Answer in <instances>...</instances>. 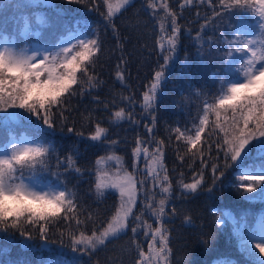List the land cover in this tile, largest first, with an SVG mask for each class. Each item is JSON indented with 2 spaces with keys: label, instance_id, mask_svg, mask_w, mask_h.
Segmentation results:
<instances>
[{
  "label": "trees",
  "instance_id": "trees-1",
  "mask_svg": "<svg viewBox=\"0 0 264 264\" xmlns=\"http://www.w3.org/2000/svg\"><path fill=\"white\" fill-rule=\"evenodd\" d=\"M38 2L39 0H1L0 29L3 30L0 31V37L7 35L10 40L17 41V46L22 45L25 37L20 32L26 17L30 26L39 31L37 38L43 42H54L70 31H83L91 25L97 29L102 44L94 60V71L89 69L90 74L97 78V87L81 93L80 87L77 86V95L67 98L64 108L61 109L64 119L59 115L53 117L54 131L47 133V140L52 142L55 152L48 160V171L41 174L46 178L45 182L55 181L56 177L52 173H63L60 179L77 193L78 203L85 209L81 219L87 216L88 212H93L95 216L96 210H99V218L94 224L100 227L118 205L119 193L110 190L104 198L97 197V170L99 168L101 173H108L107 177L102 176L104 179H109L111 171L116 173L117 167L121 169L120 174L127 170L137 181L145 180L143 187L137 184L139 192L134 214H141L143 210L142 219L156 227L150 210L144 208L147 203L144 194L151 195L155 192V202L162 198L160 186L155 185L151 178H146L151 154L159 146L163 151V167L167 169L174 190L165 209L169 215L164 221L170 236V264H210L220 258L231 259L240 264L255 262L254 258L248 257L240 248V241L243 231L264 209V201L246 200L234 189H224L222 193L219 186L212 196L204 191L212 183L211 163H217L221 168L224 164L223 152L217 157L215 143L211 152L205 143L208 140L207 134L213 131L217 123L215 111L208 112L209 124L205 134H202L201 144L193 150H203L205 158L209 160L208 167L202 168L199 155L195 159L192 158L187 141H178V134L175 132V129L179 128L185 136L194 137L195 127L199 126L200 119L205 114L204 104L207 102L214 105L216 99L222 95L220 81L237 75L236 70L243 63L242 54H235L233 63L226 64L225 61L229 59L226 53L229 49L221 33L231 39L234 27L251 30L254 27L251 14L249 20L243 22L241 18L246 15H241L239 9L221 12L219 0H212L211 5L207 0H192L191 4H187L185 0H153L157 4L155 9L149 7V0H132L130 5L113 18L117 28L114 33L111 27L106 26L103 18L107 13L103 0H92V3L86 0L83 4L48 0L50 6L33 7ZM165 2L168 4V10L176 14L180 27L179 40L175 59L165 71V83L157 95L154 111L148 113L142 108V96L150 87L155 71L161 70L160 65L164 64L163 55L166 52L158 47L162 41L161 37L165 38L171 34V17L160 7ZM181 4L184 5L183 8ZM213 11L221 12V15L213 16ZM35 13L44 15L48 24H38ZM161 23L165 25L163 32ZM198 32L200 39L196 40ZM186 59L187 64L184 63ZM117 72L123 74L122 80L116 78ZM80 79L83 87L87 89V78L81 76ZM121 108L125 110V118L113 123V113ZM16 111L23 114L6 117L4 113H0V145L8 143L12 138H31L37 134L36 117L33 116L29 120V114L23 110ZM219 111V123L225 124V118L231 121V109ZM128 112L133 114L131 119L127 117ZM97 123L107 129L106 139L102 142L89 139ZM148 127L152 128L151 133L147 131ZM68 128L73 131L69 132ZM218 132L216 129L211 137L212 141L217 139ZM77 133H83V136H78ZM137 139L146 142L140 147L148 148L147 159H137L133 156L132 150L137 146ZM111 141L117 143L109 147ZM159 141H163V144L158 145ZM73 148L78 149V156L73 153ZM113 153L120 157L119 165L105 162L97 165L98 158ZM57 154H72L76 159V167L81 169L82 174L70 171L65 173L64 168L58 169L55 159ZM179 156H184L185 159L181 161ZM201 170L204 172V184L199 194L182 198L177 181L182 179L185 183L191 182L194 173ZM30 174L29 169L25 168V177ZM160 174L163 176L162 171ZM262 174L264 173L249 172L244 175L247 177ZM229 182H239L235 166L225 170V176L219 183ZM244 182L250 181L245 179ZM172 208L176 209L174 216L171 215ZM186 216L191 218V225L183 223ZM217 217L225 223L218 224ZM133 223L135 222L130 221L126 234L109 241L106 246L95 252L91 259L88 256L81 257L82 264H135V260L139 259L136 244L146 251L151 237H145L139 228L138 234L133 236ZM93 226V223L87 225L89 234ZM75 230L74 222L63 220L50 228L49 237L52 241L58 240L59 232L65 233L63 245L46 244L38 238L36 232L33 233L35 238L31 241L20 237L19 232L11 228L6 233L0 232V264H51V261L60 255L70 261L73 256L79 255L73 253L68 246V233ZM256 252L257 258L262 259L258 250Z\"/></svg>",
  "mask_w": 264,
  "mask_h": 264
},
{
  "label": "snow or ice",
  "instance_id": "snow-or-ice-1",
  "mask_svg": "<svg viewBox=\"0 0 264 264\" xmlns=\"http://www.w3.org/2000/svg\"><path fill=\"white\" fill-rule=\"evenodd\" d=\"M64 3L83 4L86 0H62ZM92 3V0H87ZM132 0H103L106 5L107 13L103 15L106 26L111 27L113 32L117 31L113 18L130 5ZM191 4L192 0H185ZM212 4V0H207ZM221 12H231L233 9H239L241 15L251 14L253 25L251 30L244 31L240 27L233 28L232 38L224 37L229 58L225 61L231 65L233 53L242 54L243 63L236 70L239 75L232 76L230 79L220 81L222 95L216 99L215 104H204V116L200 119L199 126L195 127V135L185 136L179 128L175 129L178 134L176 139L179 141L185 139L189 145L188 151L192 158L197 155L200 157V163L203 167H208L209 160L205 158L203 150H198L197 146L201 144L202 134H205L206 126L209 124L208 112L215 111L217 123L212 132H209L208 140L205 141L209 152L215 143L217 157L223 152L224 164L211 163L212 183L204 191L212 196L215 189L219 186L221 192L224 189H234L246 200L264 201V174L257 176H247L245 173L258 172L264 173V0H219ZM50 6L48 0H39L33 7ZM149 7L155 9L157 4L149 0ZM167 16L171 17V34L167 36L165 49L164 43L160 47L166 54L163 55L164 64L155 71L152 83L147 91L143 93L142 108L145 112L154 111V105L157 95L160 93L162 85L165 83V71L170 62L174 61L179 40L180 27L177 24L176 14L168 10V4L165 2L160 5ZM183 8L184 5L181 4ZM221 12L213 11V16L221 15ZM36 22L40 25H47L48 21L44 15L35 13ZM207 21H205V26ZM30 27V22L25 17L23 23L24 31ZM161 31L165 30L164 23L160 25ZM3 29H0L2 31ZM91 34V38H90ZM75 43L68 41V46L57 47L52 51H36L30 49L27 45L18 47L15 40H9L7 35L0 42V113L6 117H14L23 113L16 110H23L29 114L27 119L36 117L37 134L26 139L22 143H5L0 145V232L6 233L9 228L19 232L20 237L31 241L35 237L33 233L38 234V238L48 243L64 244V232L58 233V240L52 241L49 237L51 227H55L60 220L65 222H74L75 231L69 232V247L73 253L71 260H66L63 255L53 259L51 264H82L81 257L91 256L106 246L111 241L118 239L121 235L127 233L130 221L135 223L131 226L133 236L138 234V228L143 231L145 237L150 236L148 241V251L145 252L140 245L136 244L139 259L135 264H156L157 261H163L169 264L171 249L169 247V230L164 224L169 215L165 209L173 196V186L167 175V169L163 167V151L158 146L151 154L149 161L147 177L160 186L162 196L158 202L154 201L156 195L144 194L147 201L144 208L149 209L152 217L155 218L156 227H153L147 220L142 219L141 214H134L138 201L137 184L144 186L145 180L137 181L132 173L124 170L121 175V169L117 167L115 179H104L108 173H101L97 170V179L95 182V191L98 198H104L110 190L118 191L119 203L115 207L112 215L100 227H96L94 222L99 218V210L96 215L88 212L87 216L81 219L85 209L78 203L77 193L68 188L66 182L60 179L63 173L57 171L52 173L56 177L55 181L46 180L41 174L48 171V160L55 152L54 145L47 140V133L54 131L53 117L59 115L63 117V111L67 98L77 95L76 87H80L81 93L97 87L98 81L95 75L90 74L89 69L94 71V60L101 50L102 44L96 28L89 25L82 32L76 33ZM200 39V33L196 35V40ZM164 40V37H161ZM119 44V40L117 41ZM188 63L187 59L184 61ZM226 75H230L226 73ZM86 77L88 88L85 89L81 83L80 77ZM118 80L123 79L121 72L116 73ZM226 86V91H225ZM107 107V105H105ZM220 109H231L232 117L229 122L225 118V124L219 123ZM125 110L113 113L115 121L125 118ZM133 114L127 113L131 119ZM153 117V123H154ZM46 126V127H45ZM218 129L217 139L212 141L211 137ZM72 132V128H68ZM147 131L151 133L152 128ZM107 129L102 128L99 123L95 130L90 134V141L102 142L106 139ZM222 134V135H220ZM83 136V133H77ZM116 141H111L109 147L115 145ZM146 143L137 139L136 147L132 150L133 156L137 159L143 154L147 159L149 156L148 148H141L140 145ZM159 141L158 145H162ZM73 153L79 155L78 149L73 148ZM181 161L184 156L178 157ZM57 168H64L65 173L82 174L81 169L76 167V159L72 154L66 156H55ZM115 160L119 162L120 157L114 153L107 157H100L96 163L99 166L103 161ZM235 166L239 182L233 184H220L221 178L225 176V170ZM191 167V165H190ZM30 171V175L25 177L24 169ZM161 171L163 176H161ZM218 173V174H217ZM204 172L201 170L194 173L191 182L177 181L182 198H191L199 194L204 184ZM247 179L250 182L245 183ZM254 194V195H249ZM155 204V206H154ZM214 209V214H215ZM176 214V209L172 208L171 215ZM216 222L223 225L225 221L217 217ZM89 223H93L90 234L86 228ZM186 225H191V218L186 216L183 221ZM85 229V230H81ZM56 235V233H53ZM254 241H258L255 242ZM135 243V241H133ZM204 243V241H201ZM240 248L247 253V256L255 259V264H264V259L257 258V252L264 254V217L260 220L259 230L253 233L245 234L240 241ZM213 264H222L221 261H214ZM223 264H233L231 259L223 261Z\"/></svg>",
  "mask_w": 264,
  "mask_h": 264
},
{
  "label": "rangeland",
  "instance_id": "rangeland-1",
  "mask_svg": "<svg viewBox=\"0 0 264 264\" xmlns=\"http://www.w3.org/2000/svg\"><path fill=\"white\" fill-rule=\"evenodd\" d=\"M0 2H1V0H0ZM114 2V1H113ZM249 18H250V13L248 14V15H246V16H244V17H242L241 18V20L244 22V21H248L249 20ZM52 29V28H51ZM242 29V28H241ZM243 30V29H242ZM52 31H53V29H52ZM80 32H82V31H80ZM75 35H76V33H74V34H72L71 33V35H66V36H62V38H61V41H60V43L57 45V47H61V46H63V47H66V46H68V41H72L73 43H75V39H74V37H75ZM165 38H167V37H165ZM3 40H0V42H2ZM161 43H163V41H161ZM165 43V42H164ZM56 47V48H57ZM30 49V52H29V54H31V51L32 50H36V51H44V50H48V49H42V48H40V47H37V46H34V47H32V48H29ZM49 51V50H48ZM235 54H237L238 55V53H233V57H234V55ZM240 54V53H239ZM232 57V58H233ZM231 58V59H232ZM222 81V80H221ZM221 86V85H220ZM26 139H28L27 137H21V138H19V139H11L10 141H9V143H22L23 141H25ZM149 152V151H148ZM141 157H144L143 156V154H141ZM149 157V156H148ZM147 157V158H148ZM106 163V164H110V165H112V164H117V165H119V162H117V161H115V160H112V161H103V163ZM146 171H148V169L146 170ZM115 174L116 173H112V171L110 172V174H109V180H112V179H115ZM121 175H123V174H121ZM256 226H258V230H259V227H260V220H258V221H256ZM258 242V241H257ZM258 255V254H257ZM260 256L261 257H263L262 259H264V254H260ZM170 259V258H169ZM156 264H164V262L163 261H157L156 262Z\"/></svg>",
  "mask_w": 264,
  "mask_h": 264
}]
</instances>
